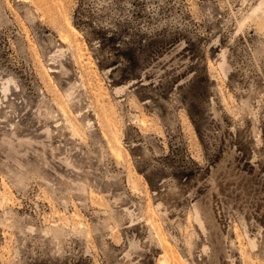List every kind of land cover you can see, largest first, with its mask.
<instances>
[{
    "label": "rangeland",
    "instance_id": "1",
    "mask_svg": "<svg viewBox=\"0 0 264 264\" xmlns=\"http://www.w3.org/2000/svg\"><path fill=\"white\" fill-rule=\"evenodd\" d=\"M0 264H264V0H0Z\"/></svg>",
    "mask_w": 264,
    "mask_h": 264
},
{
    "label": "bare ground",
    "instance_id": "2",
    "mask_svg": "<svg viewBox=\"0 0 264 264\" xmlns=\"http://www.w3.org/2000/svg\"><path fill=\"white\" fill-rule=\"evenodd\" d=\"M117 156V155H116Z\"/></svg>",
    "mask_w": 264,
    "mask_h": 264
}]
</instances>
